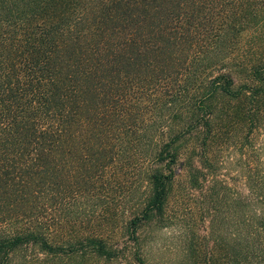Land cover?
<instances>
[{
    "label": "trees",
    "instance_id": "1",
    "mask_svg": "<svg viewBox=\"0 0 264 264\" xmlns=\"http://www.w3.org/2000/svg\"><path fill=\"white\" fill-rule=\"evenodd\" d=\"M243 1L253 0H0V264H57L63 254L108 264L128 253L146 264L143 225L171 217L186 230L187 214L203 210L206 264L215 245L218 264H264V61L238 79L224 64ZM143 23L176 47L173 56L185 53L145 118L141 87L167 71L135 61L159 51ZM109 59L120 64L104 70ZM217 95L244 101L232 136L209 101ZM222 133L245 192L216 173L208 147ZM126 172L147 187L124 219L129 247L98 231L53 235L64 222L106 220L111 203L126 201L117 194ZM175 192L192 200L170 216ZM184 233L194 240L193 229Z\"/></svg>",
    "mask_w": 264,
    "mask_h": 264
},
{
    "label": "rangeland",
    "instance_id": "2",
    "mask_svg": "<svg viewBox=\"0 0 264 264\" xmlns=\"http://www.w3.org/2000/svg\"><path fill=\"white\" fill-rule=\"evenodd\" d=\"M255 1V2H254ZM240 9L242 20L235 22L227 33L229 40V48L226 55H224V60L226 63L225 66L230 69L231 74L234 75L237 79L241 78L243 73L242 69L249 68L250 65L257 64L264 61V0L252 1V4H244V1L237 5ZM252 6V7H251ZM148 23V21H146ZM147 23H143L142 26L138 27V30H143L144 34L148 33L153 38L154 44L158 46V52L154 54H148L145 58H141V55H137L135 61L141 62H156L161 63L159 65L166 68V77L160 79L156 85L141 87L140 91L143 93L142 102L145 105L146 113L138 115L143 118L148 117L147 109H151V102L158 101L162 99L164 93L163 90L170 89L176 81V76L181 71L180 61L184 59L185 53H177L176 57L173 56L175 46H173L166 37L159 35V33H150V28ZM110 27L107 30L106 35L110 36ZM226 36V37H227ZM177 46V45H176ZM104 56V54H103ZM173 56V58H172ZM171 58V59H170ZM170 59V60H169ZM111 59L104 66V70L115 68L117 63L110 62ZM127 62L130 66L133 65V59ZM132 68V67H131ZM243 69V71H244ZM150 87V88H149ZM148 89V90H147ZM154 89V90H153ZM134 89H130V94ZM148 91L150 97L145 94ZM162 94V95H161ZM151 98V99H149ZM151 100V101H150ZM211 104L216 106V110L221 112L220 119L222 120L224 126L229 132V136H232L236 132V126L234 122L237 119H242V111L244 110V101L240 97L238 99H229L227 97L217 95L214 99H210ZM150 102V104H149ZM225 112L223 115L222 112ZM221 129L219 130V132ZM226 133H222V138L218 140L215 136L211 139L212 145L208 147V152L215 150V155L217 156V166L216 173L225 178L231 185L242 192H245L244 178L242 173L239 171V165L235 160V155L232 149H223L219 147L221 140ZM218 144V145H217ZM218 147V148H217ZM264 163V152L262 153ZM264 166V165H263ZM262 168V166H261ZM121 173H118V178L125 180L124 183L119 185L117 194L122 193V196L126 198L125 203L119 201L111 203L112 209H108L107 214L105 215L106 220L97 219L95 221H88L85 218L82 222H64L53 235L60 237L68 236H79V234H86L89 232L96 233L97 231L112 240L117 242V244H123L126 247L131 245L129 237H127V231L124 228V219H126L127 214H129L131 208L130 203L133 204L136 202H142L143 196L146 193V183L142 179H135L130 183L129 181L133 179L132 172H126L123 177L120 176ZM136 176V175H135ZM187 191V190H186ZM184 191V192H186ZM182 192L179 195L175 192L169 198V211L170 216L173 215V211L177 208L178 202L181 200L183 204H189L192 199V196ZM119 202V203H118ZM193 218H187L188 228L186 230H180L179 223H173V219L165 218L163 222L154 221L149 222L142 226L139 231V244L140 250L143 252L145 263L146 264H206L207 255L210 253V244L211 241H206V239H200L199 235H206L207 230V213L203 210L202 212L193 211ZM194 231V240L189 242L188 237H186L184 231L189 230ZM90 230V231H89ZM199 234V235H198ZM186 237V238H185ZM194 243V246L190 247V244ZM214 258L215 264H218L220 261L221 249L214 246ZM203 255L206 257L203 258ZM132 256L128 254H123L119 258L112 259L108 264H135L132 260ZM57 264H103L101 259L96 257H80L76 254H63L61 259ZM209 264V262H207Z\"/></svg>",
    "mask_w": 264,
    "mask_h": 264
}]
</instances>
